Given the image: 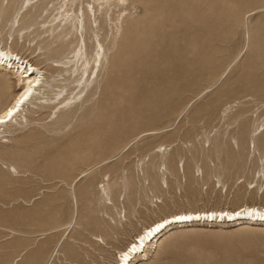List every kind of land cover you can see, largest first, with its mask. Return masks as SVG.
<instances>
[{
  "label": "rangeland",
  "instance_id": "obj_1",
  "mask_svg": "<svg viewBox=\"0 0 264 264\" xmlns=\"http://www.w3.org/2000/svg\"><path fill=\"white\" fill-rule=\"evenodd\" d=\"M92 2L0 0V47L44 83L0 129V264H114L156 219L264 208V0H127L69 25ZM16 86L0 68V109ZM205 223L136 263L264 264V223Z\"/></svg>",
  "mask_w": 264,
  "mask_h": 264
},
{
  "label": "bare ground",
  "instance_id": "obj_2",
  "mask_svg": "<svg viewBox=\"0 0 264 264\" xmlns=\"http://www.w3.org/2000/svg\"><path fill=\"white\" fill-rule=\"evenodd\" d=\"M74 2L75 0H62L63 5H69L70 7L73 6ZM126 2L127 0H93L91 4L87 5L88 8H86L85 14L83 11H80V16H77L76 14H74L73 17L68 16L69 25H71L74 21L81 24L83 17H87L88 19L92 17L95 21L96 15H108L110 12V9L108 8L124 6L126 5ZM259 11H264V9ZM254 13L255 12L249 13L247 16H251ZM97 58H99L98 53ZM98 62L100 65L99 60ZM0 68L8 74H14L17 79L15 95L3 108L0 109V120L4 121L3 123H0L1 129L9 127L13 123H17L18 117L25 112V108L33 104V102L41 99L38 96L43 89L44 83L43 75L39 68L11 51L10 48L3 49L0 47ZM9 111H12V116L10 118L7 115ZM87 173L88 171L86 170L80 173V175L84 174L82 177L84 178ZM75 181L76 180H74V182ZM194 222H206L209 224H214L216 222L230 224L231 222L233 225H241L244 222H248L260 225V223H264V208L256 206H243L233 211H188L179 212L177 214L175 213L163 219H156V221L144 226L121 250L115 254L114 264H135L137 260L147 257L148 250H146V248L152 246L154 243L157 244L159 238H161L169 230V228L184 227L188 226V224L193 225ZM179 224H183V226Z\"/></svg>",
  "mask_w": 264,
  "mask_h": 264
},
{
  "label": "snow or ice",
  "instance_id": "obj_3",
  "mask_svg": "<svg viewBox=\"0 0 264 264\" xmlns=\"http://www.w3.org/2000/svg\"><path fill=\"white\" fill-rule=\"evenodd\" d=\"M7 115H8V117L10 118L11 116H12V111H9L8 113H7ZM4 121L3 120H0V123H3Z\"/></svg>",
  "mask_w": 264,
  "mask_h": 264
}]
</instances>
